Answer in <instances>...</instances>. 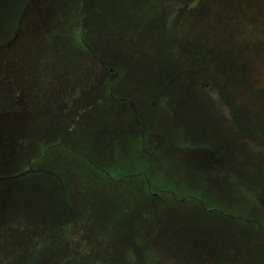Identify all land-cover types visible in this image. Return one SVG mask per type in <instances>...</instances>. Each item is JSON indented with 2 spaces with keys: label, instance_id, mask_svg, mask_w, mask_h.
I'll return each instance as SVG.
<instances>
[{
  "label": "rangeland",
  "instance_id": "rangeland-1",
  "mask_svg": "<svg viewBox=\"0 0 264 264\" xmlns=\"http://www.w3.org/2000/svg\"><path fill=\"white\" fill-rule=\"evenodd\" d=\"M21 11L33 31L7 42L10 70L18 119L38 132L21 152L51 182L14 185L49 224L20 239L16 220L13 247L80 264H264V0H0V44ZM156 92L170 102H147ZM110 95L142 98L146 129ZM19 166L0 157L2 176Z\"/></svg>",
  "mask_w": 264,
  "mask_h": 264
},
{
  "label": "trees",
  "instance_id": "trees-1",
  "mask_svg": "<svg viewBox=\"0 0 264 264\" xmlns=\"http://www.w3.org/2000/svg\"><path fill=\"white\" fill-rule=\"evenodd\" d=\"M69 9H70V6H69ZM71 11L75 12L76 10L75 8H72L69 10V13L72 15ZM57 12L59 13L60 10L59 11L57 10ZM25 13L27 14V11L26 12L21 11L18 21H16L12 25L13 31H12L11 36L8 38H5L0 44V86L3 85L2 86L3 88L8 89V91L4 93L5 96L2 95L0 97V104H1L0 105V157L8 156L10 159L13 158V160H18L20 164L19 167H15V168L12 167L13 169H11V172H9L8 175L6 176L0 175L1 190L5 188L6 190L11 191L8 194L1 193L0 195V264H80L77 261H73V260L71 262H66L65 260L51 262L50 259L33 260L29 257L28 251L39 253L40 251H42L41 244H37L33 248H30V245H29L30 242H28V239L26 238V241L22 249L20 250L17 249L19 250L17 251L15 247H13L14 245L11 239L13 237V233L16 230H18L17 226L15 225L16 220H18L22 229H24V231L20 233V239L23 238V236L28 237L29 232L27 229H28L29 223H33L34 228H35V220H36L37 224H40L39 231H41L42 233L46 231L45 227L49 224V221L47 222L45 214H44L45 210L43 211V208L41 205L38 207V203L37 205H35V208L30 207L32 205H29L28 208H24L22 206L23 205L22 201L24 202L26 200L27 201L26 205L30 202L28 198L24 197V195L26 194L28 195L29 189L24 188V189L15 190L17 188L16 186H14L17 183L26 184V183H29L31 181H36V180H43V182H47V184L51 182L49 174H47L48 175L47 178H44L43 176H40V175H36V174L43 172L42 169L36 168V161L38 160L36 159V156L33 155L32 153L24 154V152L23 153L21 152V149L23 148H26L27 150L28 144L31 143L30 142L31 138H28V136H35V135L37 136L38 132H35L34 130L29 131L28 126H27L28 122L26 121L25 123L23 119H18L19 118V115H18L19 104L24 101V94L20 87L15 86V84L20 83V81L16 79L15 75H11L10 69L12 65L11 63L12 58L9 56L13 52V51H10L13 49V46L12 45L7 46L8 45L7 42L10 39H12L16 33V38L12 39V40H15V42L13 43L14 45L15 43L18 42L19 38L33 31L32 24L28 26L26 24V21L23 20L26 15ZM80 45H83L85 49V51H82L83 52L82 59L85 62V64H93L94 67H96V69L98 70L103 71L102 69H104V71H107V72L109 71L111 78L108 81V84H112L113 82H115L116 78L119 76L118 71L114 69L112 66H110L109 64L107 65L104 62V60H102L100 56L95 51H93L90 45H88L86 42L80 41ZM4 50H7L8 52H3ZM205 56H206L205 61L207 62H210L211 60H215L214 54H212L211 52H207ZM24 61L25 59L20 60V67H22ZM98 70H96V72L94 73V76L96 77L95 85H98L102 78V73H99ZM22 73L24 76L27 75V73L24 70ZM221 73H222V70H221ZM212 77L214 78L213 75ZM241 77L239 78L240 81H241ZM21 79H23V77H21L20 80ZM237 79L238 77L233 81L235 82ZM164 85H167L168 87L167 83H164ZM70 87L72 88L76 87L77 90H80L77 85H71ZM107 87L108 85L106 86V88ZM155 96L156 98H154ZM167 97L168 96L163 98L160 96L159 93L156 92L152 98L147 100V102L152 101V99L154 98V101L158 99L160 103L163 99L164 103H166L167 101L170 100V98L167 99ZM109 98L116 99L119 102H122L125 104V106L128 108V112L131 113L132 115V120L133 118H135V122L136 120L138 121L137 125H136L137 122L134 123L135 129L143 130L142 129L143 127L146 129V126L144 124V118L142 116H139V113H138V110H141V108L139 109V107L137 106L138 104H136L137 100L140 101L139 104L140 103L143 104L142 98L137 97L134 99V101H131L127 97L117 96V95H114V96L110 95ZM36 118H37L36 122L41 120L39 115H36ZM44 133H47V132H44ZM59 145L60 144L54 142L51 145V147H54V146L57 147ZM29 174H31L32 176H26ZM15 180L17 181L20 180V181L14 182ZM34 204H35V201H34ZM57 230H58L57 233H55L56 235L67 231L66 229H62V228H59ZM36 231L37 230H35V232ZM70 231L71 230L69 229V231H67L65 235H67L68 232L71 233ZM31 233H34V231ZM54 237H57L58 239L60 238L58 237V235ZM58 239L55 240L57 244L59 243ZM16 251L19 252V254ZM23 251L26 252L25 257L23 256Z\"/></svg>",
  "mask_w": 264,
  "mask_h": 264
},
{
  "label": "flooded vegetation",
  "instance_id": "flooded-vegetation-1",
  "mask_svg": "<svg viewBox=\"0 0 264 264\" xmlns=\"http://www.w3.org/2000/svg\"><path fill=\"white\" fill-rule=\"evenodd\" d=\"M14 38H16V33H15V36L12 38V39H14ZM8 46V45H7Z\"/></svg>",
  "mask_w": 264,
  "mask_h": 264
}]
</instances>
